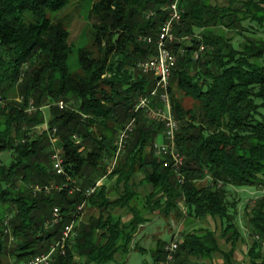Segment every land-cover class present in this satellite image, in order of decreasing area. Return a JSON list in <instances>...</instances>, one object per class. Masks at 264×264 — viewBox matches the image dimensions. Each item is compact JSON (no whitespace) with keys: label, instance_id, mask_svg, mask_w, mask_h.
Masks as SVG:
<instances>
[{"label":"trees","instance_id":"16d2710c","mask_svg":"<svg viewBox=\"0 0 264 264\" xmlns=\"http://www.w3.org/2000/svg\"><path fill=\"white\" fill-rule=\"evenodd\" d=\"M78 1L0 0V96L6 102L16 91L21 98L0 109V205L11 207L10 214L0 207V264H5L2 256L11 255L19 264L48 252L83 201L100 214L84 222L79 215L74 243L53 264H118L115 255L134 250L133 236L144 222L138 213L127 224L111 213L103 216L109 206L129 204L128 186L113 202L103 188L88 198L83 191L106 174L119 132L135 116L137 99L153 86V77L137 69L140 60L154 54V46L141 39L156 37L173 0L91 3L90 47L78 49V70L71 72L72 18L66 10ZM210 1L181 0L183 13L174 29L177 36L190 40L184 46L172 45L178 60L169 88L172 112L181 124L176 144L185 158L184 182L178 184L174 171L154 156L151 146L163 127L141 113L110 176L118 175L126 185L142 168L153 187L146 199L153 211L170 216L174 210L177 217L184 216L176 206L180 200L189 219L219 217L223 236L233 242L241 235L237 190L258 189L261 196L251 208L245 206L247 232L253 239L247 256L250 264H264V0H239L238 6L225 7ZM174 80L193 107L185 108L172 96ZM44 124L48 128L37 133ZM53 129L64 170L80 192L70 193L71 184L51 193L30 188L66 181L52 168ZM146 148L150 151L144 154ZM3 153L11 154L7 162ZM204 180L206 184H200ZM55 207L61 222L46 228ZM9 236L17 241L11 253L4 242ZM179 243L176 264H193L190 257L208 259L220 250L210 230L184 234ZM166 244L159 242L154 264H165ZM231 256L225 253L223 264H232Z\"/></svg>","mask_w":264,"mask_h":264},{"label":"built area","instance_id":"2783aa9c","mask_svg":"<svg viewBox=\"0 0 264 264\" xmlns=\"http://www.w3.org/2000/svg\"><path fill=\"white\" fill-rule=\"evenodd\" d=\"M181 0H173L168 8V16L160 26L155 38L145 37L141 39L143 42L154 46V54L137 63L138 71L145 76H152L154 83L147 94L140 96L134 107L133 116L125 127L119 132L114 157L111 160V170L114 169L124 149L127 140L133 133L136 125L137 115L141 113L147 120L159 123L163 127V141L161 143L154 142L151 146L154 156L162 160L164 167L171 168L176 174L178 184L184 182V175L181 168L184 164V156L180 152L176 144V137L180 129V124L172 112V105L170 101V78L173 70L176 67L177 57L172 50V45L177 41L174 29L180 23L183 11L179 7ZM6 105L5 100L0 96V109ZM59 108H64V103L58 104ZM34 111V107L30 103L28 112ZM51 140L56 143V129L52 131ZM56 145V144H55ZM51 164L53 170L57 175H63L65 182L49 184H33L30 188L37 192L51 193L53 191H61L67 188L68 184L72 186L70 193L80 192L81 189L76 185V181L68 177L64 170V159L61 149L53 148L51 154ZM98 181L94 186L83 191L85 198L93 195L99 188ZM86 201L80 203L72 212V219L63 227L60 237L51 245L48 252L32 256L26 261L19 264H53L58 256H64V244H73L76 238L75 224L79 215H82L85 209ZM61 222V213L59 208L55 207L52 211L51 217L46 222V228H52ZM256 240H260L258 236ZM264 245V239L262 240ZM166 262L165 264H176L178 242L171 241L165 246Z\"/></svg>","mask_w":264,"mask_h":264},{"label":"crops","instance_id":"0c3cea01","mask_svg":"<svg viewBox=\"0 0 264 264\" xmlns=\"http://www.w3.org/2000/svg\"><path fill=\"white\" fill-rule=\"evenodd\" d=\"M159 136L156 137L155 142H158ZM149 151L150 148H146L144 154L148 153ZM112 170L111 162H107L106 174L102 177L95 179L96 183L98 181H101L98 189L103 188L106 198L109 200V202H113L125 194V188L126 186H128L132 195L130 196L131 200L129 204L124 206H115L113 207V212L110 213H112V215H114L115 217L119 218L122 224H127L128 222H130L133 219L134 214L138 213L140 217L144 220V222L140 223V225L138 226L133 236L132 246H134V250H139L142 252L147 251L146 247L151 246V250L153 251L152 254L154 256V252L155 250H157L159 242L161 241L157 239V235L160 234L158 225L160 223V220L162 218L166 219V217L165 214H163L158 209H155L153 211L151 205H148L146 203L147 197L153 192V187L150 183H148V181H146V174L144 173L142 168L136 171L129 178L126 185L124 180L119 181L118 175L110 176V172ZM147 170L151 172L152 169L147 168ZM92 178L94 179V175L92 176ZM201 182L206 183V180ZM248 189L249 190H237V193L239 195L240 193H243L245 195L248 194L251 198L245 199V201H242L239 198L240 204L238 205L237 221L239 222L241 235L236 239L235 242L229 239V235L223 236L222 224L219 217L206 216L204 218L189 219L186 217V213H184L187 211L186 207L180 202V200L176 202L177 208L179 209V211L183 212L184 216L178 215L177 217L176 214H174L175 211L173 210L171 214L174 216V219L177 218V221H172L173 219L170 217L171 215L167 217L173 223V227H171L173 238L171 241H182V236L184 234L190 232H201L202 230H210L214 232V234L218 238V243L220 247V250L218 252L213 253V255L208 259H196L195 257H190L189 261L191 263H193L194 261L198 262L199 264H223L225 261L224 254L232 252V264H250V260L247 256V251L252 245L253 239L247 232L248 221L245 212V206L247 204L248 208H251L254 205L255 200L257 199L256 195L261 192L256 188ZM250 189H255L256 191H252ZM89 209L95 210L96 208L94 209L86 206V210ZM154 242H156V244ZM152 245H155V247H152ZM125 256L126 255H124V258ZM124 258L119 257L120 260H123Z\"/></svg>","mask_w":264,"mask_h":264},{"label":"rangeland","instance_id":"374dc122","mask_svg":"<svg viewBox=\"0 0 264 264\" xmlns=\"http://www.w3.org/2000/svg\"><path fill=\"white\" fill-rule=\"evenodd\" d=\"M98 0H80L78 2H76L74 5H71L67 8L66 12L69 13L71 15V22L69 23V43L73 45L72 48V53L69 57V61H68V66L71 72H76L78 70V49L80 47H90V33H89V27L91 26V24L94 22L93 19H88V10L91 6V3L97 2ZM232 1V2H231ZM212 5L218 6V7H225V6H229V5H233V6H238L240 4L239 0H211L210 1ZM81 4V6L78 8L77 6ZM168 14V11H167ZM217 32H221V30H216ZM176 35V34H175ZM228 36H232L230 33ZM177 41L176 43H181L182 46H184L185 44H188L190 42V40H187L180 36H177ZM96 51V50H94ZM176 55V54H175ZM177 60H178V55H176ZM135 75H138V73L136 72ZM147 79H149L148 77H146ZM170 81H173V78L171 76ZM174 85H172V96H174L176 99L182 101V104L185 108H191L195 105V103L193 101H191L188 98H182L181 93L178 91V89L176 88V81L174 80L173 82ZM20 96L16 91H12L8 94L7 96V101L8 103L13 102V101H20ZM170 101H171V96H170ZM172 102V101H171ZM66 105V104H65ZM172 105V103H171ZM71 105H67L66 108H69ZM195 110H198V107L195 106L194 107ZM29 110V109H28ZM44 113H45V119H46V123L49 120V111H48V107H46L44 109ZM181 125V124H180ZM47 127V124H44L43 126H40L37 128V133H41L43 131V129L45 130ZM51 135H53V133H51ZM50 135V136H51ZM56 137V136H55ZM162 135L159 136L158 138V142L161 143L162 142ZM162 139V140H161ZM50 142L52 143V146L54 148V146L57 149H60V147L57 144V139H56V143L53 140H50ZM56 144V145H55ZM124 152V151H123ZM11 157L10 153H3L1 154V158L7 162ZM107 167V166H106ZM200 184H206L205 182H200ZM31 186V185H30ZM243 189H247L248 188H243ZM252 191H256L255 189H250ZM114 196V195H112ZM259 196H261V193L256 195V198H258ZM239 198L242 201H245V199H249L251 198L250 195H245L243 193H240ZM255 198V197H254ZM109 201V200H108ZM0 207L3 209L4 214L8 213L10 214L11 212V207L9 205H5L2 206L0 205ZM113 207L109 206L108 210H105L103 216L104 218L107 217L108 211L113 212ZM99 210L95 209V210H83L82 215H81V219L82 221H88L90 218V216H99ZM112 214V213H111ZM166 219L162 218L160 220V223L158 225L159 227V232L160 234L157 235V239L161 240V242H166L167 244L171 242L172 238H173V233L171 231V227H173V223L167 218L169 216L165 215ZM173 220L172 221H177V218L174 219V216L171 215L170 216ZM9 235V234H8ZM178 243L180 242V240H176ZM5 242V246H7V251L11 253V251L16 248L17 246V241L15 239L12 238V236L6 237L4 239ZM156 244V242H154ZM180 244V243H179ZM152 247H155V245H152ZM151 246L146 247L145 252L139 251V250H131L124 258V255L121 252H118L115 255V259L116 262L118 264H154V256H153V251L151 250ZM154 250V249H153ZM152 251V252H151ZM119 257H123V260H120ZM2 260L4 261L5 264H16V259L9 255V256H2ZM5 258V259H4ZM122 259V258H121ZM193 264H199L198 262H194Z\"/></svg>","mask_w":264,"mask_h":264},{"label":"bare ground","instance_id":"6f19581e","mask_svg":"<svg viewBox=\"0 0 264 264\" xmlns=\"http://www.w3.org/2000/svg\"><path fill=\"white\" fill-rule=\"evenodd\" d=\"M72 246V244H64V256L66 255L67 252V247Z\"/></svg>","mask_w":264,"mask_h":264}]
</instances>
